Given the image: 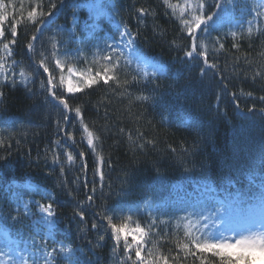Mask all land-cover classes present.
I'll use <instances>...</instances> for the list:
<instances>
[{"label":"trees","instance_id":"obj_1","mask_svg":"<svg viewBox=\"0 0 264 264\" xmlns=\"http://www.w3.org/2000/svg\"><path fill=\"white\" fill-rule=\"evenodd\" d=\"M96 1L21 0L22 13L6 20L10 61L32 81L0 85V206L14 225H31L34 217L15 212L11 198L15 188L31 185L47 195L57 242L97 256L93 264H133L110 227L154 181L204 183L221 197L264 187V31L228 38L205 56L164 0H106L102 6L112 3L136 51L166 73L143 78L125 62L95 61L88 66L111 79L68 94L47 74L54 72L53 30L42 23L85 16V4ZM33 12L40 19L31 21ZM176 239L162 231L146 258L157 264L159 252L174 256ZM176 264L234 263L193 253Z\"/></svg>","mask_w":264,"mask_h":264},{"label":"rangeland","instance_id":"obj_2","mask_svg":"<svg viewBox=\"0 0 264 264\" xmlns=\"http://www.w3.org/2000/svg\"><path fill=\"white\" fill-rule=\"evenodd\" d=\"M20 1L0 0V85L25 87L32 80L10 61L11 48L3 41L6 20L23 11ZM102 1L106 0L85 4V16L81 12L78 16L69 13L66 22L54 23V72L47 68V74L53 85L68 94L111 79L108 71L79 66L81 61L126 62L143 78L165 71L156 61L136 51L125 32L112 30L119 28L118 20L109 9L112 3L101 6ZM164 1L193 38L195 50L205 56L218 53L227 38H252L264 31V0ZM28 18L36 21L40 16L33 12ZM54 21H44L42 27H50L49 22ZM108 22L116 36L106 39L103 33ZM11 198L15 212L23 211L34 219L31 225H14L13 214H5L0 206V264H64L62 260L67 264H93L98 259L95 255L83 257L55 240L50 232L54 228L53 213L45 192L31 185L19 186ZM162 231H173L177 239L174 256L165 257L159 252L157 264H176L193 253L212 254L226 263L264 264V188H249L221 197L204 184H193L186 190L184 184L158 179L148 186V195L125 212L121 224L110 227L109 234L119 248L125 249L126 260L154 264L145 252L151 239ZM104 244L103 236L98 242L100 249ZM116 264H121V260Z\"/></svg>","mask_w":264,"mask_h":264}]
</instances>
